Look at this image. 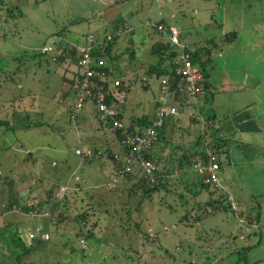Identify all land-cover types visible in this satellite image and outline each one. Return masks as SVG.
I'll return each instance as SVG.
<instances>
[{
	"label": "rangeland",
	"instance_id": "1",
	"mask_svg": "<svg viewBox=\"0 0 264 264\" xmlns=\"http://www.w3.org/2000/svg\"><path fill=\"white\" fill-rule=\"evenodd\" d=\"M17 1L18 6L10 5L15 7V17L0 3V67L12 69L15 62L19 63V58H11L13 53L23 56L19 83L0 78V118L14 124L12 128L0 124V209L6 211L4 203L8 197L15 203L5 215L0 214V264H264V139H258V144L253 145L231 141L228 144L230 162L222 163L230 172L227 176L236 183L235 188L239 185L244 188V210L251 209L254 216L250 221L239 219L236 211V214L221 212L194 222V217L201 216V207L196 212V204H191L195 210L189 209L190 218L180 220L185 213L184 205L177 196L160 190L153 199L139 201L138 210L129 217L142 220L139 230L142 233L133 229L124 231L118 225L120 216L126 220L123 206L132 211L140 191L128 192L122 189V184L120 189L106 188L115 186L110 184L114 176L110 161L102 157L84 163L82 156L74 152L76 148L87 151L88 146L105 145L93 137L98 136L95 109L87 103L75 118L70 117L68 107L74 96L62 97L61 92L60 76L66 65L45 64L38 55L32 58V50L40 52L52 35L76 43L86 33L99 31L107 21L123 19L134 29L136 58L154 62L155 57L147 53L153 35L146 22L163 20L179 27L184 31V39L193 44L205 38H220L212 51L215 65L211 73L216 82L221 85L224 77L239 78L245 71L247 81L252 78L250 74L260 80L257 92L263 94L264 0ZM233 31L234 38L224 42L222 36ZM70 68L75 66H69L67 75H72ZM123 70L132 74L128 66ZM141 82L138 80L126 93V122L130 116L153 113L159 96L158 80L150 78L146 87ZM11 95L19 96L6 101ZM242 96L235 93L230 98L238 101ZM228 98L227 93H219L215 100L226 108ZM11 107L24 111L19 115L20 121H12ZM259 108H264V103ZM254 111L264 116L263 110L255 108ZM85 113L86 119L82 117ZM106 132L100 131L102 138L107 137ZM80 136L88 138L87 143ZM242 139L250 140L246 135ZM257 152H260L258 157ZM221 172L226 176V172ZM9 182L13 184L11 191H8ZM55 183L67 186L71 215L84 209L86 202L95 205V213L88 222L89 227L96 222L90 227L93 238L82 241L75 234L78 229L71 228L75 221H69V227L64 222L55 223V215L46 212V205H38V211L49 214L53 218L50 221L42 214L31 215L18 207V204L44 202L46 190ZM93 194L95 199L104 197L107 204L89 201ZM186 196L192 201L188 193ZM104 207L110 213H105ZM37 226L47 229L48 239L40 234L35 239L28 237V232ZM247 243L250 246L246 247ZM123 246L137 247L140 256L134 251L122 252ZM140 257L142 261L137 262L136 258Z\"/></svg>",
	"mask_w": 264,
	"mask_h": 264
},
{
	"label": "trees",
	"instance_id": "2",
	"mask_svg": "<svg viewBox=\"0 0 264 264\" xmlns=\"http://www.w3.org/2000/svg\"><path fill=\"white\" fill-rule=\"evenodd\" d=\"M0 3H2L3 6L6 4L4 0H0ZM4 8H6V11L9 12L12 17L16 16L13 10L15 7L6 4ZM154 22L156 24H164L168 27H173L172 25L165 23L163 20ZM125 25L128 24H126V21L123 19L107 21L100 31L92 33L94 40L90 50V65L103 71L105 74V79L102 82L109 91L105 101L109 107L112 106L116 110L114 118L123 121L129 130L138 131L145 126L153 124L155 111L159 106L158 98L155 100L154 110L150 116L146 114L130 116L126 122L124 114L126 93L130 90L131 86L137 84L138 80L142 81V87H146L148 85V80L152 77L158 80L159 86L161 77L167 76L171 73L173 57L178 51L168 38L167 33L158 30L156 26L150 25L149 21H147L146 25L153 35L147 53L153 55L155 61L150 63L145 60L139 61L136 58V44L132 38L134 30L131 27L129 30L121 31V27ZM179 30V36L181 38V29L179 28ZM87 34L88 33L85 34L82 40L83 44L86 42ZM234 34V31L229 34L225 33L224 36H222L223 41H231V39L234 38ZM62 39L63 37L56 42L57 48L56 45L53 46V40L51 46L46 50H43L42 48H40V52L32 50V58H35V55H38V59L42 58L43 63L45 64L49 65L51 62L58 65L65 64V71L60 76L62 82L61 92L62 97H66L70 94H73L72 96H74L73 102H71L68 107L70 117L75 118L77 112L82 109L86 103H90L95 109V117L101 120V125L105 126L113 133V140L118 143L120 147L119 149L114 150V145L108 143H106L105 146L98 147L93 145L92 148L89 149V155L80 156H82V161L84 163H89L93 159L102 157H106L108 161H110L114 169L113 178H115V181H112L111 179L110 184L113 185L115 183V186L110 187L107 185L106 188L120 189V184H122V189H126L128 192L140 191L137 206L134 207L132 211L128 207L123 206L126 213V220L123 221L122 216H120L118 219V225L121 228L126 229L124 231H127L128 229H133V231L140 230L142 220H130L129 217L134 210H138V207L140 206H138L139 201L143 198H147L148 200L153 199L154 194L160 190H163L164 194L171 193L177 196L179 201L184 205L185 213L180 220L190 218L189 209L195 210L191 204H196L198 208H196V212L199 210V207H201L199 210L201 216L194 217V222L201 220L203 217H208L221 212L236 214L237 211L239 219L246 218V220L249 219L250 221V218H254L251 209H245V212L243 208L241 209L239 206H236V204L233 206L231 200L227 199L224 194L219 193L213 183L204 182V173L199 172L193 165L198 158L205 161L207 152L211 151L215 154L219 164L217 171L219 176L221 163L226 162L229 159L228 140L216 132L218 128L210 122L213 118H204V115L200 112L202 107L197 106L198 100L203 96V91L206 90L207 93H211L209 88L210 85L205 81L204 77L207 76L206 69L212 61L213 48L218 46L219 40H221L220 38H208L204 44L197 45L190 51L191 60L199 67L201 73H203V78L200 80L201 89L195 99H188L182 93L177 94L174 92L172 94L171 103L182 112L179 115L168 114L164 117L161 126L157 127L156 140L143 152L144 156L154 158L158 164V168L153 173L154 182L152 184L144 178L139 166V160L134 156H132L134 161L133 165H131L132 167L129 170H125L122 174L117 172L122 166L125 167L124 158L129 151L127 148L119 144L117 132L111 129V118L107 115L101 117L92 99L88 97L84 98L81 108L78 110L76 109V93L80 78L82 77L81 68L78 64L81 54L76 45H73L66 40L62 41ZM50 40L51 38L49 41ZM58 44H60V47ZM39 53L44 55L40 57L41 55ZM16 59L17 58H13V60ZM39 62L40 61L38 60L37 63ZM15 63L16 65L15 67H12V69L11 67L10 69L0 67V78H2V80L11 83L13 82L12 84L19 83L20 75L18 74V71H20V68L19 63ZM72 65L75 66L74 69L70 68L72 75H67L66 71H68L69 66ZM124 66H128L130 70H132V74L126 73V71L123 70ZM116 78L119 79L120 83L118 85H113V80ZM208 89L209 91H207ZM121 91H123V96H121ZM18 96L14 95L13 97L17 98ZM15 111L16 109L13 108L9 112L10 116ZM203 118L204 120H202ZM0 124L11 128L13 127L9 124V121L4 118H0ZM200 125L204 127L203 130H200ZM98 150H105L107 155H98ZM113 153H118L120 159L115 160ZM103 164H105V162L101 163V165ZM12 186V182H9L8 191H11ZM60 188L61 185L55 183L46 190L47 196L44 202H38L36 205L18 204V207L23 212L31 213L33 210H40V206L38 205H46V212L49 213L50 216L55 215L54 219L45 216L48 221L53 219L55 223L64 222V225L68 227L71 226L69 221H75V224L72 225L71 228L78 229L75 231V234L79 236L82 241H86L88 238H93V230L90 227L96 225V222H93L90 227L88 226V222L90 217L95 213V205H90L91 202H86L85 206H83L85 208L78 210V212L72 214V216L69 209V192L67 186L61 196L58 194ZM187 193L190 195L192 201L186 196ZM202 194L206 195L202 197ZM95 197L94 194L90 195L89 201L94 202V200H96L98 204H107L104 197L96 199ZM202 199L204 200L201 201ZM232 200L234 201L233 196ZM190 201L191 203H189ZM13 204L15 203L8 197L5 204V210H10ZM188 205H190V208H188ZM102 209L105 213H110L109 208L104 207ZM128 221L130 222L129 224H127ZM77 223L79 226H77ZM40 230L46 231L47 229L43 227L40 228ZM139 232L142 233V231ZM121 235H123L122 232ZM124 235H127V233L125 232ZM36 237L31 239H35ZM207 239L208 237L205 238L204 241Z\"/></svg>",
	"mask_w": 264,
	"mask_h": 264
},
{
	"label": "built area",
	"instance_id": "3",
	"mask_svg": "<svg viewBox=\"0 0 264 264\" xmlns=\"http://www.w3.org/2000/svg\"><path fill=\"white\" fill-rule=\"evenodd\" d=\"M150 25L156 26L160 31L167 33L168 38L176 47L178 53L173 57L171 73L167 76H163L160 79L158 86V102L159 106L155 111L154 122L152 125L145 126L141 130L131 131L127 128V125L116 118V110L111 106L109 107L105 101L109 91L103 84L105 74L103 71L96 69L90 65V50L94 40L92 33H88L86 42L79 47L80 59L78 64L81 68L82 77L79 81V86L76 93V109L78 110L82 106L84 98L88 97L93 100L95 107L99 111L101 117L109 116L112 120L111 129L117 132L119 138V144L128 149V154L125 156V167L118 169V173L122 174L125 170H129L133 165L132 156L139 160V166L145 179L149 183L154 182V171L158 168L157 161L152 157L144 156L143 152L156 140L157 127L161 126L163 119L166 115H179V110L174 104L171 103V96L175 92L177 94H183L186 98L195 99L196 95L200 92L202 79V73L199 67L191 60L190 51L191 46L184 42L180 36V30L177 27H168L164 24H156L154 21H149ZM131 29V26L125 25L121 27V31ZM51 39L48 43L42 46L43 50L48 49L51 46ZM119 79L113 80V85H118ZM75 153L78 155H89L90 151H82L80 148L75 149ZM98 155L105 156L106 151L98 150ZM115 160H119L120 156L118 153H113ZM194 167L201 173H204L203 181L206 183H213L216 186L219 193L224 194L227 199L231 200V203L235 204L232 200V196L229 192V187L220 181L217 174L219 164L215 154L211 151L207 152L206 160L198 158L194 162ZM115 181V178H112ZM66 187L61 186L58 194L61 196ZM31 215H41L37 210H33ZM43 216H47L42 214ZM38 234L43 239L49 238V233L41 231L40 227L37 226L34 231L29 232V238L36 237Z\"/></svg>",
	"mask_w": 264,
	"mask_h": 264
},
{
	"label": "crops",
	"instance_id": "4",
	"mask_svg": "<svg viewBox=\"0 0 264 264\" xmlns=\"http://www.w3.org/2000/svg\"><path fill=\"white\" fill-rule=\"evenodd\" d=\"M4 1L9 6L11 5V3H12V5H16V6L19 5L17 0H4ZM126 24H128L127 21H126ZM132 29H133V27H132ZM0 30H2V28H0ZM88 33H92V32H88ZM183 33H184V31L181 30V39L184 42H186L187 44H189L191 46V48H193L197 45L204 44L205 41L207 40V38H205L202 42H200L198 44H193V43H190L189 41H187L186 39H184ZM52 38L54 40L53 46L56 45V48H57L56 42H58V40H60V38H62V37L60 35H52L51 39ZM82 40L79 43L76 42V43H72V44L76 45V47L79 48L83 45ZM66 41L70 42L69 40H66ZM150 42H151V39H150ZM60 44H58L59 47H60ZM10 56H11V58H19V64L22 65V63H23V61H22L23 56L22 55H20V54L16 55L13 53ZM214 65H215V63L212 60L206 69L207 70V76L204 77L205 81H207L210 85L209 88H210L211 93H207L206 90L203 91V96L197 102V106L202 107L201 111H200L201 114L204 115V118L205 117H209L210 119L213 118L210 121L211 124L218 128L219 134L228 140V144L231 141L232 142H235V141L239 142V144L240 143H246V145L258 144L257 143L258 139L259 140L264 139V134H263L264 133V131H263L264 130V125H263L264 116L258 115L254 111L255 108L257 109V111H260V112H262V110L264 111V108H259V105L264 103V97H263L264 93L259 94L257 92L260 80L256 76H254L253 74H250V75H252V78H251V80L247 81V79L245 78V75H248V73L243 71L242 77H239V78L238 77L237 78L224 77L221 85H219V83L216 82V78H215L214 73L213 74L211 73V68ZM20 70H22L21 67H20ZM225 70H227V69H225ZM70 74H72V71ZM216 84H218V85H216ZM207 91H209V89ZM219 93L220 94L227 93L229 95L228 100H230V101L228 102V106L226 108H224L221 104L216 103L215 98L219 95ZM235 93L241 94L243 96L238 101L237 100L233 101L230 98V96L235 94ZM249 95H252V96L250 98H248ZM13 98L14 97L11 95V97H8L6 99V101L10 102ZM1 101H0V103H1ZM204 108L207 110H205ZM1 109H2V106H1ZM12 109L13 108L11 107L10 111ZM22 113H24V111H22L20 109H16V111L11 115L12 121H14V120L20 121L19 118H21V116H19V115ZM87 116H88V114L85 113V114H83L82 117L86 119ZM204 118L202 120H204ZM97 120H98V122H96L97 123V125H96L97 134L96 135H98V136H93V137H95V138L98 137V139H96V140L101 141L105 144L108 143V144L114 145L113 146L114 150L119 149L120 147H119L118 143L115 140H113L114 139L113 133L110 132L108 128L101 125V120L96 117V121ZM12 125L14 126V124H12ZM18 125L23 126L22 124H18ZM102 129H105L108 131V132H106L107 137L106 136H104V138L101 137L100 131ZM242 135L248 136L250 138V140H246L244 142V140L242 139ZM237 137H239V139H237ZM80 138L87 143L88 138H86L85 136L84 137L80 136ZM254 140L256 141V143H254ZM88 148L90 149L89 146H88ZM259 153L260 152H257L255 155L258 157ZM260 156H262V155H260ZM228 157H229V159L225 163L230 162V159H231L230 158L231 157L230 148H228ZM257 160H259V158ZM262 165H264V161H263ZM220 167L221 168L219 171V178L221 179L222 183L229 186L230 192L234 198V202H235L236 206H239L241 209L246 208L245 207L246 205L244 203L245 198H244V195L242 194L244 188H242V185H239L238 188L236 189L235 188L236 183L233 181V179H230L228 177L229 175L227 176V174L230 173L229 170H226L225 168H223L222 163H221ZM221 171L226 172V176H223ZM204 195L205 194H202V197H204ZM5 203H4V207H5ZM1 210L2 209H0L1 215H5L7 212L10 211V210H6L4 212V210H2V211ZM18 215H20V214H18ZM10 218H12V217H10ZM13 218L16 219L17 216L14 215ZM245 246L246 247L250 246V243L249 244L247 243ZM121 250H122V252L123 251H132V252L134 251L136 254H139V256L141 253L140 249H138L137 247H131L130 248V246H123V248ZM122 252H120V254L124 255V253H122ZM117 254H115V255H117ZM150 255H151V250L149 252V256ZM136 259H137V262L142 261L141 257L136 258Z\"/></svg>",
	"mask_w": 264,
	"mask_h": 264
}]
</instances>
